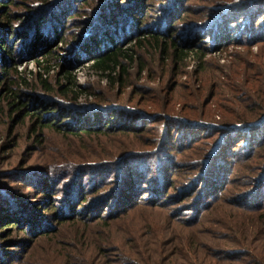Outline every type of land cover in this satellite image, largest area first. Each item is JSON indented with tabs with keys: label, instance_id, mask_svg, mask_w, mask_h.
Returning a JSON list of instances; mask_svg holds the SVG:
<instances>
[{
	"label": "rangeland",
	"instance_id": "374dc122",
	"mask_svg": "<svg viewBox=\"0 0 264 264\" xmlns=\"http://www.w3.org/2000/svg\"><path fill=\"white\" fill-rule=\"evenodd\" d=\"M14 1L17 2H14V6L5 10L0 8V26L3 25L0 29V56L4 58L1 59L0 69L5 67L4 65L9 61L12 65L16 64V69L25 81L18 83L21 91L24 92V100L38 95L50 99L57 97L56 93L50 95L48 90L41 87L39 74H43V78L48 79V83L57 90L56 80L59 78V73L62 67L67 65V61L71 60L75 62L73 74L78 85L88 91L81 95L80 103L92 104L103 101L106 106H116V108L123 106L138 111L141 108L146 112L145 109L150 106V102L161 105L166 98L167 100L173 99L184 104L183 108L179 104L176 106L175 115L164 107L160 109L159 106L155 107L156 112L166 113L171 118L182 117L216 126H220L222 121L223 112L221 110L232 109L228 95L221 96L216 87L228 80V75L234 69L237 64L236 60L241 54V58L247 57L248 48L246 47L230 45L213 48L209 38L208 44L201 46L209 49L205 61L203 64L200 63L205 68L201 74H199V61L193 57L186 59L184 64L175 65L171 60L161 59L159 50L154 51L145 47L140 49L138 54L142 57L143 65L146 66L148 72L140 74L141 66L134 64L130 68L129 85L121 93L117 86L108 80L106 74L92 68L93 63L90 61L91 54L98 51L96 43L99 45L98 52H102L101 42L105 45L106 40L101 38L105 35L107 38L115 37L117 31L124 30V26H114L115 23L112 20L113 14L118 13L120 6L115 2H110L108 7L102 9V15L98 14L96 18L93 17L94 11H90L93 7L84 3L85 0L57 1L58 3L46 8L47 11L40 13L36 11V8L38 4H41V0ZM87 1H92L95 7V3L99 0ZM142 1L146 7L150 8L148 21H158V17L164 13L162 7L168 10L171 5L170 0ZM179 1H181L182 8L186 6L192 10L184 16L183 22H179L178 27L180 28L187 21L197 19L201 21L205 18L207 10L217 0ZM35 12L39 14L35 26L25 24V29L29 32V37L26 39L28 43L23 44V40L16 39V31L13 32L11 38L8 37L9 30L5 29L7 21L2 20L5 15L15 20L20 19L21 23H16L19 27L25 19L34 16ZM128 14L134 19L137 18L132 12ZM40 17H43L41 22H39ZM37 23L39 24L38 29ZM100 23L104 25L96 31L95 35H92L94 38L81 35L85 25L91 24L92 28L93 24ZM59 25H64V27L59 30ZM32 31H36L34 35L31 34ZM60 36H62V42ZM136 38L120 46L131 48ZM14 43L15 47L11 45ZM18 47H21L19 54L32 52L31 56L24 59L15 58V50L17 51ZM258 47H251V51L254 54L257 53ZM48 51L54 52L55 55L45 70L46 65L41 66L40 64L45 60L44 55ZM0 76H3L1 70ZM9 76L13 79L12 70ZM8 83L5 81L0 86V93H2L0 99ZM198 96H201L200 102H197ZM70 102L68 100L64 104L68 109L73 107V103ZM148 109L155 111L152 107ZM132 114L140 117L139 113ZM190 116L192 118H189ZM105 117L107 115H104L102 119ZM150 122L149 124L148 122L143 123V126L138 128L141 130L135 133L119 131L106 137L93 135L76 139L67 137L63 133L45 130L41 142L38 143L37 137L31 130L33 121L26 115L14 114L7 104L1 102L0 257L7 253L14 254L15 256L5 261L7 264H152L153 261L156 264H264V232L258 228L252 229L251 223V217L255 214L264 215V204L257 205L251 211L241 210L235 206L236 199L232 198L233 195L244 194L246 183L257 177L250 170L253 162H256L254 157L244 156L239 160L228 159H232L233 162L228 165L229 171L226 172L228 179L223 180L224 183L228 181V187L223 194L227 200L222 199L210 207V205L207 206L210 200L208 202L207 199L199 197V191L188 196L186 187L197 184L194 177L197 173L192 171H195L205 155L212 151L217 141L216 139L214 142L213 140L209 142L210 138L206 139L212 133L209 126L199 129L198 132L191 130L194 138L200 136L205 139L196 144L194 149L182 153L180 160H173L171 164H168L160 159L165 165L160 164L163 168L159 171L156 169L155 173L152 172L156 180L151 181V185L156 187V193L162 195L161 198L160 195L156 197L146 192L142 196V202L146 201L144 206H139L128 215L122 213L114 218H105V221L91 220L92 218L88 221L74 220L63 221V223L54 220L47 221L52 229L45 236L43 235L44 237L37 239H33L34 235L24 230L13 234L10 233L11 230H4L8 222L6 217L13 219L15 226L25 224L27 229L30 223H34L30 228L32 227L35 231L38 230L42 217L48 218L47 220L49 216L57 217L58 198L64 196V193L60 192L58 196L53 193L49 198L48 187H44L46 190L44 193L35 192L33 188L41 184L39 178L42 173L44 177L52 176L46 164L54 163L53 160L56 158L73 162L85 160L89 155L95 154L101 156L103 161L111 162L106 159L105 154H112L122 149H132V152L147 155V157L153 156L154 154L149 150L163 141L161 138L164 125L168 123L165 124L164 120L157 118ZM137 127H139L138 124ZM190 127L195 128V126ZM177 130L176 127L173 129L174 138ZM179 131L182 130L179 129ZM175 141L177 144V139ZM182 143L184 146L186 141ZM149 145L150 148H147ZM162 145V150H169V155L173 154L170 150L178 146L175 143L170 144L167 139H164ZM186 147L187 145L179 148L186 149ZM236 148L239 149V147ZM94 156L91 159H95ZM257 157L263 158L264 150L260 151ZM216 165L215 163L214 166ZM131 168L140 175L144 173L141 171L142 167L131 166ZM41 169L44 171H40ZM175 170L178 171L175 172ZM33 172L36 173L33 174ZM174 173L177 175L171 178L170 175ZM218 175L219 173L216 174ZM164 176L169 180L171 178V182L167 185L162 182ZM142 180L140 185L135 180L133 188L136 190L144 188L150 191V180L147 184V176ZM207 182L209 184V180ZM142 184L145 185L142 187ZM255 194L258 195L257 192ZM97 196L98 194L94 195V201L103 194L100 193L99 197ZM151 196L160 205L155 204V206L148 203L147 199L149 201ZM69 200L71 202L70 196ZM252 201L261 202L260 196ZM241 213H244L243 216L240 215ZM33 218L39 221L38 224ZM228 249H244L251 252L254 257L251 255L250 257H237L236 260H226L221 252ZM158 252H162V256H157ZM134 253L139 255H134Z\"/></svg>",
	"mask_w": 264,
	"mask_h": 264
},
{
	"label": "trees",
	"instance_id": "16d2710c",
	"mask_svg": "<svg viewBox=\"0 0 264 264\" xmlns=\"http://www.w3.org/2000/svg\"><path fill=\"white\" fill-rule=\"evenodd\" d=\"M57 1L61 0L53 2L52 0H41V4H38L39 6H37L36 11L38 13L44 12V10L47 11L46 8L53 6ZM14 2V0H0V8L4 10L10 8L14 6ZM83 2L93 7L90 11H94L93 17L96 18L98 14L102 15V9L108 7L110 2H115L120 6L118 13L113 14L112 20L115 23L113 24L114 26H124V30L117 31L115 37L107 38V35H105L106 38H101L102 40H106L105 45L101 42L103 46L102 52H98L99 45L96 43L98 51L91 54L90 61L93 63L92 68L106 74L108 80L114 86H117V89L121 93L129 85L130 68L134 64L141 66L140 74L148 72L146 66L143 65L142 57L138 54L139 50L145 47L154 51L159 50L161 59L171 60L175 65L178 63L184 64L186 63V59L193 57L199 61V74L205 71V68L200 63L203 64L209 50L201 46L208 44L207 40L209 38L213 48L228 47L230 45L248 48L247 57L241 58V54L239 59L236 60L237 64L234 66V69L230 71L228 80L221 82L216 87L221 96L228 95L232 109L221 110L223 112L222 121L220 126H216L182 117L171 118L166 113L156 112L157 109L155 107L159 106L160 109L164 107V109L170 110L175 115L176 106L179 104L183 108L184 104L181 101L173 99L167 100L166 98V101L161 105L150 102V106L155 111H150L148 108L151 109V107L149 106L145 109L146 112L141 108L138 111L134 110V108L130 109L123 106L119 108H116V106H106L103 101L93 102L92 104L80 103L81 95L88 91L83 90L78 85L76 77L73 74L75 62H71V60L67 61V65L63 66L62 71L59 73V78L56 80L57 90L48 83V79L43 78V74H39L41 87L44 90H48L50 95L56 93L57 97L50 99L38 95L37 97L24 100V92L21 91L18 83L25 81L16 69V64L12 65L9 61L4 65L5 67L0 69L3 74V76H0V79L2 78L1 81H3V83L0 81V86L5 81L9 82L0 99V103L7 104L14 114L20 113L21 115H26L33 121L31 130L37 137L38 143L41 142L45 130L63 133L67 137L77 139L88 138L93 135L106 137L111 133L119 131L129 134L135 133L141 130L138 128L142 127L143 123L146 124L148 122L147 124H149L150 120H155L156 118L164 120V123H168V125H164V132L161 138L163 141H160L158 145L153 146L149 150L154 154L150 157L134 153L132 149H122L112 154H105L106 159L111 162L103 161L101 156L92 154L82 161L68 162L56 158L53 160L54 163L50 165L46 164V167L49 168L48 172L52 176L44 177V173L40 174L41 178L39 180L41 184L38 185L39 187L33 188H35V192L44 193L46 192L44 187H48L47 195L49 198H51L53 193L55 196H58L60 192L64 193V196L58 198L57 217L49 216V220L46 217H42L41 222L33 218V220H37V224L39 222L37 231L32 230V227L30 228L34 223H30L27 229L25 224L15 226L13 219L6 217L8 222L4 230H11V234L20 233V231L24 230L34 235L33 239H37L38 237L42 238L41 236H45L52 229L47 221L54 220L58 223H63V221L74 220L88 221L90 218H92L91 220L105 221V218H114V216L122 213L128 215L139 206H144V202L146 201L142 202V196L146 192L156 197L160 195L156 193V187L151 185V181L156 180L152 172L155 173L156 169L159 171L160 168H163L160 164H171L173 160H180L181 154L186 150L194 149L196 144L200 141L202 142L205 138L200 136L194 138L192 133L198 132L201 128H208L207 126L212 130V133L206 139L210 138L209 142L212 140L214 142L216 139L217 141L212 151L205 155L204 160L197 166L196 170L192 171L197 173L194 176L197 184H191L186 187L189 193L188 196L199 191V197L207 199L208 202L210 200L207 205H210V207L222 199L224 201L227 200L223 197V194L224 190L228 187V181L224 183L223 180L225 178L228 179L226 177L229 171L228 165L230 162H233L232 159L235 160L236 158V160H239L246 156L247 158H255L256 162H253L250 170L257 177L246 183L244 194L233 195L234 197L232 196V198L236 199L235 206L241 210L251 211L257 205H263L264 157L258 158L257 155L260 151L264 150V0H217L207 10L205 18L201 21L198 19L196 21H187L180 27L181 32H179L180 28L178 24L179 22H183L184 16L192 12V10L186 6L182 8L181 1L179 0L177 3L176 0H170V3L167 2L171 5H169L168 10L162 7V12L164 13L158 17V21H148L150 8L146 7L142 0H99L95 3V7L92 1L88 2L85 0ZM128 12L136 14L137 18L134 19ZM6 14L9 13L6 12ZM36 14L25 19L19 27L16 26V23H21L20 19L15 20L13 17L5 15V18L3 17L2 20L7 21L5 29L9 30L8 37L11 38L13 32L16 31V39L23 40V44H25L27 42L26 39L29 37L25 24L35 26L38 20L37 17L39 16V14ZM42 19L43 17H40L39 22ZM95 24H93L92 28L91 24L85 25L86 27L82 30L81 35L86 38L91 37L104 25L102 23ZM2 26H0V29L3 28ZM38 26L39 24L37 25V29ZM61 27H64V25H59V30ZM139 28L141 30L138 31ZM34 32L36 31H32L31 34L34 35ZM92 38L94 37L92 36ZM133 38H136L133 47L123 48L120 46ZM60 39L62 42V36H60ZM11 45L15 47L16 44ZM253 46H259L258 52L255 54L251 51V47ZM20 50L21 47H18L17 51L15 50V58L24 59L31 56L32 52L21 55L19 54ZM40 53L42 54L43 52ZM54 55L55 53L52 51H48L44 55L45 60L40 65H46L45 70ZM1 59L4 58L0 56V65ZM11 67L13 68L10 69ZM11 70L13 71V79L9 76ZM95 98L97 99V97ZM197 99V102L202 100L201 96H198ZM68 100L71 101L70 103H73V107L69 109L64 105ZM134 112L139 113L140 117L132 114ZM104 115H107V117L102 119ZM189 118L192 117L190 116ZM137 124L139 127H137ZM189 125L195 126V128L191 129ZM175 127L178 130L174 138L173 129ZM179 129L182 131L180 132ZM164 139L170 141V144L175 143L179 147L187 145V147L186 149H181L177 146V148L170 150L173 154L169 155V150H162ZM175 139H177V144ZM183 141H186L184 146ZM236 147H239V149ZM240 147L242 148L240 149ZM147 148H150V145ZM92 156L95 159H91ZM229 158L232 159L228 160ZM160 159L166 162L163 163ZM56 162L57 164H55ZM155 163L157 166H154L156 165ZM215 163L217 164L216 166H214ZM131 166L142 167L141 171L144 173H141V175L135 173ZM146 170L147 172H145ZM171 170H173V167H171ZM40 171L44 170L41 169ZM177 171L175 170V172ZM218 173L219 175L216 176ZM175 175L177 173L170 176L174 178L173 176ZM145 176H147L146 184L150 180V191L144 188L134 189L135 180L140 185ZM170 180L165 176L162 178L164 185L171 182ZM207 180H209V184ZM144 185L142 184V187ZM59 186L62 187L59 188ZM256 192L258 195L255 194ZM100 193L103 196L94 201V195L98 194L97 197H99ZM69 196L71 197V202ZM259 196L261 202L252 201ZM152 198L153 196L150 197L149 201L147 199V202L151 205H160V203H157ZM249 202H251L250 205ZM243 214L241 213L240 215L243 216ZM251 223L252 229L258 228L264 232V215L255 214L251 217ZM232 231L235 232L234 229ZM228 250L221 252V254H224L226 260H236L237 257H250L252 255L251 252L244 249ZM162 254V252H158L157 256H162ZM134 255L139 254L134 253ZM11 256L15 255L12 253L2 255L0 263L7 264L5 261L9 260ZM152 264L156 263L153 261Z\"/></svg>",
	"mask_w": 264,
	"mask_h": 264
}]
</instances>
